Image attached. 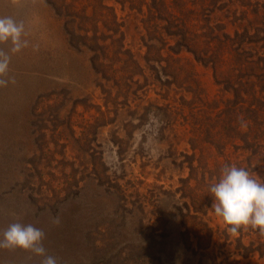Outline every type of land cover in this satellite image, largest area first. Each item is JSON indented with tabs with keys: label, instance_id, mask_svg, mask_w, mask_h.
<instances>
[{
	"label": "rangeland",
	"instance_id": "obj_1",
	"mask_svg": "<svg viewBox=\"0 0 264 264\" xmlns=\"http://www.w3.org/2000/svg\"><path fill=\"white\" fill-rule=\"evenodd\" d=\"M0 15L23 21L29 40L28 47L11 54L9 76L15 83L0 88V238L12 223L31 224L44 231L43 245L58 264H264L258 252H249L264 236L243 227V238L235 240L240 232L232 233L212 205L205 218L230 236L221 232L207 248L197 247L189 235L186 200L174 195L178 178L188 176L181 154L190 152L189 144L186 137L176 141L159 129L158 109L143 105L129 143L120 136L122 146L114 143L111 133L122 128L119 121L99 126L94 137L97 125L113 118L112 106L108 113L94 85L90 53L70 46L64 19L50 0H0ZM126 32L137 49L140 34L131 19ZM10 47L0 45L5 51ZM182 55L192 60L191 54ZM195 69L214 92L211 68L196 63ZM179 96L159 88L147 94L160 106ZM57 216L60 224L54 225L51 218ZM40 260L21 249H0V264Z\"/></svg>",
	"mask_w": 264,
	"mask_h": 264
},
{
	"label": "trees",
	"instance_id": "obj_2",
	"mask_svg": "<svg viewBox=\"0 0 264 264\" xmlns=\"http://www.w3.org/2000/svg\"><path fill=\"white\" fill-rule=\"evenodd\" d=\"M50 4L64 19L70 46L90 53L94 85L101 89L108 113L112 106L113 118L97 125L94 137L99 126L119 121L122 128L117 125L111 133L114 143L122 146L124 139L129 143L139 129L133 120L143 105L158 109L163 116L159 129L176 141L186 137L189 144L190 152L181 154V169L187 167L188 176L179 177L174 190L186 200L189 235L197 239L198 248H207L213 236L220 239L221 232L227 239L231 226L219 232L205 218L214 202L210 185L222 167L233 164L264 181V0H50ZM129 19L140 34L137 49L127 42ZM196 63L211 68L214 92L199 81ZM158 88L180 96L160 106L147 97ZM241 119L246 128H241ZM249 229L261 238L258 230ZM242 238L241 234L235 240ZM249 248L264 258V241H253Z\"/></svg>",
	"mask_w": 264,
	"mask_h": 264
},
{
	"label": "clouds",
	"instance_id": "obj_3",
	"mask_svg": "<svg viewBox=\"0 0 264 264\" xmlns=\"http://www.w3.org/2000/svg\"><path fill=\"white\" fill-rule=\"evenodd\" d=\"M12 3H16V0H12ZM27 36L23 21L10 15H0V45H11L8 51L0 48V88L15 83V78L9 76L11 54L29 46ZM246 127V122L241 119V128ZM209 191L214 197V214L231 226L232 233H237L242 227H250L264 236V181L254 177L244 167L225 165ZM51 222L59 225V216L51 218ZM44 239L43 230L16 222L3 232L0 249H21L41 257L40 264H58L57 258L49 255L44 247Z\"/></svg>",
	"mask_w": 264,
	"mask_h": 264
}]
</instances>
